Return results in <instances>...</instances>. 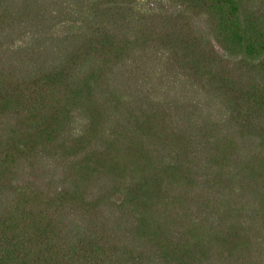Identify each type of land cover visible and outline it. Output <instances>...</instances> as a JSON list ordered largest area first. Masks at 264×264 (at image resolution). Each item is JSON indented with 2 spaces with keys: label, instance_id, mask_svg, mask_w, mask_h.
I'll list each match as a JSON object with an SVG mask.
<instances>
[{
  "label": "trees",
  "instance_id": "trees-1",
  "mask_svg": "<svg viewBox=\"0 0 264 264\" xmlns=\"http://www.w3.org/2000/svg\"><path fill=\"white\" fill-rule=\"evenodd\" d=\"M0 264H264V0H0Z\"/></svg>",
  "mask_w": 264,
  "mask_h": 264
}]
</instances>
